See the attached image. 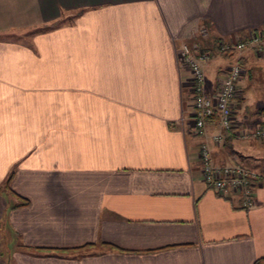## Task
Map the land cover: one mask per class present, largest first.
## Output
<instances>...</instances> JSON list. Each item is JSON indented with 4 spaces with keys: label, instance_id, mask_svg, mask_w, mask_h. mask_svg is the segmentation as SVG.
Wrapping results in <instances>:
<instances>
[{
    "label": "crops",
    "instance_id": "crops-1",
    "mask_svg": "<svg viewBox=\"0 0 264 264\" xmlns=\"http://www.w3.org/2000/svg\"><path fill=\"white\" fill-rule=\"evenodd\" d=\"M33 26L43 28L8 37ZM263 27L264 0H0V264L263 257L264 140L226 131L262 176L254 206L209 186L201 143L217 164L240 159L212 140L216 118L196 132L179 55L194 43L213 53L203 64L208 94L240 61L236 119L264 128V56L217 49Z\"/></svg>",
    "mask_w": 264,
    "mask_h": 264
},
{
    "label": "built area",
    "instance_id": "built-area-1",
    "mask_svg": "<svg viewBox=\"0 0 264 264\" xmlns=\"http://www.w3.org/2000/svg\"><path fill=\"white\" fill-rule=\"evenodd\" d=\"M201 34L207 36V29L202 26ZM252 48L264 56V27L253 29L236 38H224L217 43L221 53L241 51ZM181 62L191 71L190 88L193 94L195 108L196 132L204 135L207 121L216 118L222 128L220 133L213 134L212 140L218 145L226 141V131L233 130L238 137H255L264 140V128L261 125L253 130L241 128L235 116L238 98V84L243 76L242 63L235 60L223 74L214 94L205 90V73L203 64L211 58V51L197 43L183 44L179 52ZM203 180L213 189L223 194H238L241 196V205L249 208L255 205V190L261 182V174L240 163L217 164L214 162L208 142L199 146Z\"/></svg>",
    "mask_w": 264,
    "mask_h": 264
},
{
    "label": "rangeland",
    "instance_id": "rangeland-1",
    "mask_svg": "<svg viewBox=\"0 0 264 264\" xmlns=\"http://www.w3.org/2000/svg\"><path fill=\"white\" fill-rule=\"evenodd\" d=\"M70 18V17H69ZM43 27H41L42 29ZM37 27H26V28H20V29H14L12 30L11 33H9V36L8 37H12V38H18V39H21V40H24V39H27V38H31L32 36L35 35L36 32H38L39 30H41ZM236 53L238 54V52L236 51ZM237 59V58H236ZM234 60H231L230 61V64L231 65L233 63ZM240 156V153L237 152V158L240 159L239 162L243 163L244 165H246L248 162V159L246 158H239ZM247 166V165H246ZM257 169V168H256ZM11 174H8L7 175V178L4 182V184L6 185V181L8 179V177L10 176ZM0 193H1V190H0ZM4 196L6 197L7 195L4 194Z\"/></svg>",
    "mask_w": 264,
    "mask_h": 264
},
{
    "label": "trees",
    "instance_id": "trees-1",
    "mask_svg": "<svg viewBox=\"0 0 264 264\" xmlns=\"http://www.w3.org/2000/svg\"><path fill=\"white\" fill-rule=\"evenodd\" d=\"M218 53L219 54H224V53H221L219 51H218ZM225 53H226V55H230V56L233 54V52H225ZM212 54L213 53L211 52V55ZM232 140H233V135L229 132L227 134V136H226L225 146H227V149H228L229 153L233 155V154H235L237 152L232 148ZM10 179H11V175L7 179V183L10 181ZM27 203H28V201L26 199L23 200V202H22V204H27ZM253 264H264V256L258 258Z\"/></svg>",
    "mask_w": 264,
    "mask_h": 264
}]
</instances>
